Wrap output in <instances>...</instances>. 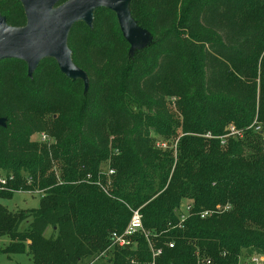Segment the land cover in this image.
I'll use <instances>...</instances> for the list:
<instances>
[{"label":"trees","instance_id":"1","mask_svg":"<svg viewBox=\"0 0 264 264\" xmlns=\"http://www.w3.org/2000/svg\"><path fill=\"white\" fill-rule=\"evenodd\" d=\"M128 9L145 45L133 48L109 8L71 26L67 45L87 81L54 57L31 75L24 60L0 61V200L42 191L38 208L0 201V237L9 238L0 252L82 264L112 248V264H151L144 235L133 248L110 247L140 208L162 248L156 264L264 253V0H130ZM0 14L27 23L20 0H0ZM256 115L259 132L248 128ZM231 123L241 136L223 148ZM45 131L54 142L34 138ZM152 131L175 146L160 148ZM108 159L109 176L100 170Z\"/></svg>","mask_w":264,"mask_h":264},{"label":"water","instance_id":"2","mask_svg":"<svg viewBox=\"0 0 264 264\" xmlns=\"http://www.w3.org/2000/svg\"><path fill=\"white\" fill-rule=\"evenodd\" d=\"M23 3L27 23L22 27L10 26L0 14V61L21 59L28 64L31 75L45 57H54L63 73L69 77H82L86 73L72 59L67 45L71 26L78 21L91 24L98 8L113 10L120 28L132 46L140 37L142 28L132 21L128 3L130 0H20ZM5 118L0 117V125Z\"/></svg>","mask_w":264,"mask_h":264},{"label":"rangeland","instance_id":"3","mask_svg":"<svg viewBox=\"0 0 264 264\" xmlns=\"http://www.w3.org/2000/svg\"><path fill=\"white\" fill-rule=\"evenodd\" d=\"M141 28H142V32L140 33L141 35H140V37H138V39H137L138 41L135 44H133V48L137 47V46L145 45L150 40V37H149V34L147 33V30L143 27H141ZM257 120H258V118L256 115L255 120L248 127V128H250V127L254 128L255 132H259L258 130H260V128H261L260 125L258 124ZM233 126L235 127L234 123L229 124V127H227L229 132H226L225 134L220 136L221 144L224 145L223 148H226L227 141L230 139V137H234V136H238V135L241 136V131H238V129L236 127H235V130L237 129L236 131H234V132L231 131ZM45 133L50 135L46 131H45ZM152 135L157 139V144H159V146H160L161 143L164 141V140H162V137H160V135H158L155 131H152ZM199 136H204L207 138L216 137V136H212L210 133L199 134ZM34 138L37 140L39 138V134H36L34 136ZM54 141H55V138L50 135V140L48 143H51ZM167 144H168L167 147L175 146V144L171 143V141L170 142L168 141ZM167 147L166 146L164 147L161 145L160 148H167ZM263 151H264V146H263ZM110 166H111V163H110L109 159L107 161H102L100 163V170L101 171L107 170L106 173L108 175L107 174L106 175L109 176L110 174H112L110 172V170L112 169ZM54 170L56 171V173H58V166L55 165ZM110 182H111V180H110ZM41 195H42V192H40V190H35L32 192H30V191H17L13 194V196L11 198L1 199L0 201L11 210H16L18 208H38L40 206V202H41ZM183 203L187 204V200L185 198L183 199ZM182 208H183V206H182ZM223 208L224 207L221 204H218L215 206V209H210L207 211L217 212V210L221 211V210H223ZM23 226H24V224L22 225V227ZM50 233H51V230L49 229L47 231V235H49ZM8 242H9V238L0 237V248L4 247ZM112 252H113V249L110 248L107 252H104L100 256H97V258H95L94 261L90 262V259H86L82 264H112V262H111ZM258 256H260L262 258V260L259 262L254 260V258L258 257ZM0 264H32V262H31V259L26 254H11V255H9V254L0 252ZM239 264H264V253L259 252L258 247L257 248H243L242 254H241L240 259H239Z\"/></svg>","mask_w":264,"mask_h":264},{"label":"built area","instance_id":"4","mask_svg":"<svg viewBox=\"0 0 264 264\" xmlns=\"http://www.w3.org/2000/svg\"><path fill=\"white\" fill-rule=\"evenodd\" d=\"M232 132L236 131L235 127L233 126L231 129ZM39 134V141L42 142H49L50 140V136L45 133V132H41L38 133ZM162 146H166V143H161ZM111 173L114 172L113 169L110 170ZM88 177H90V175H88ZM0 183L1 184H5L6 183V179L5 177H0ZM32 192V191H30ZM40 192H42L40 190ZM183 208H182V212L180 214V221L183 222L186 217L189 214V210H190V204H182ZM210 212L209 211H204L201 213L202 217H205L207 215H209ZM179 225H182L181 223ZM138 235H144L146 237V240L148 242V246L152 252V262L151 264H156V257H158L161 253H162V248H156L154 247L151 239L148 236V233L146 232L144 225H143V217H142V213L140 208L137 209H132V215L131 218L129 220V223L127 224L126 228L122 231V232H112L111 234V245L110 247H118V248H122V247H135L137 244V237ZM169 247H173L174 246V242L171 241L168 243ZM255 261L259 262L262 260V258L260 256L255 257L254 258Z\"/></svg>","mask_w":264,"mask_h":264}]
</instances>
